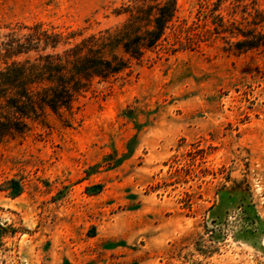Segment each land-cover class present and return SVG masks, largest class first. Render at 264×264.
Wrapping results in <instances>:
<instances>
[{
    "label": "rangeland",
    "instance_id": "obj_1",
    "mask_svg": "<svg viewBox=\"0 0 264 264\" xmlns=\"http://www.w3.org/2000/svg\"><path fill=\"white\" fill-rule=\"evenodd\" d=\"M140 3L0 0V41L114 33ZM116 53L71 113L0 139V264H264V0H176L156 45Z\"/></svg>",
    "mask_w": 264,
    "mask_h": 264
},
{
    "label": "trees",
    "instance_id": "obj_2",
    "mask_svg": "<svg viewBox=\"0 0 264 264\" xmlns=\"http://www.w3.org/2000/svg\"><path fill=\"white\" fill-rule=\"evenodd\" d=\"M139 1L114 33L82 36L41 23L10 28L0 41V139L25 134L31 122L45 124L49 113L59 119L71 113L94 79L106 80L127 66L117 50L138 58L156 45L175 16L176 0L152 6ZM19 192L17 184L12 194Z\"/></svg>",
    "mask_w": 264,
    "mask_h": 264
}]
</instances>
